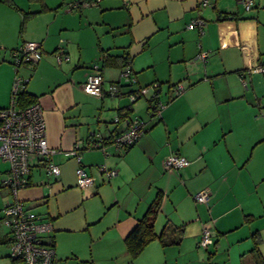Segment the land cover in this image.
Returning <instances> with one entry per match:
<instances>
[{
	"label": "crops",
	"instance_id": "obj_1",
	"mask_svg": "<svg viewBox=\"0 0 264 264\" xmlns=\"http://www.w3.org/2000/svg\"><path fill=\"white\" fill-rule=\"evenodd\" d=\"M70 1L0 0V107L10 101V51L25 41L41 44L40 61L21 64L19 73L28 77L25 91L42 107L51 147L66 150L90 131L108 136L123 129L112 118L129 104L125 95L96 96L84 89L91 65L102 64L106 55L130 60L136 83L121 93L158 81L165 105L160 116L149 117L148 100L143 107L139 100L131 104L146 129L126 151L81 150L94 189L77 185V162L62 153L51 158L60 166L56 176L42 162L31 165L29 185L17 196L50 222L44 240L54 247L52 264L264 263V115H256L264 98L254 82L264 73L258 71L264 69V0L249 11L238 0H209L206 6L200 0H88L91 6L66 10ZM23 12L36 13L20 31ZM224 12L235 18L218 20ZM196 17L205 21L202 33L186 27ZM59 43L68 55L61 63L53 53ZM201 52L206 60L197 58ZM102 73L105 86L120 81L117 65H105ZM177 83L183 85L179 94L173 90ZM171 153L189 164L165 168ZM0 161L7 164L2 184L9 165ZM99 165L115 174L106 175ZM127 170L144 176L135 189L129 185L134 178L123 179ZM159 191L154 229L164 237L132 258L124 237ZM200 191L208 193L205 202L194 199ZM206 225L213 243L204 249L197 241ZM8 231H0V264H9Z\"/></svg>",
	"mask_w": 264,
	"mask_h": 264
},
{
	"label": "built area",
	"instance_id": "obj_2",
	"mask_svg": "<svg viewBox=\"0 0 264 264\" xmlns=\"http://www.w3.org/2000/svg\"><path fill=\"white\" fill-rule=\"evenodd\" d=\"M244 11L253 8L256 0H238ZM85 0L75 1L66 6V10L86 6ZM209 0H200L198 5H210ZM204 19L196 17L191 19L186 27H197L198 32H203ZM42 55L40 43L25 41L17 48L11 50L10 61L14 66V76L11 82L9 105L0 107V160L8 163L9 168L1 182L7 186L13 195V199L0 208V223L9 230L8 253L9 264H52L55 259V250L50 242L44 240V236L51 230L49 221L43 219L37 212L28 207L25 201L18 198L20 189L29 185L28 175L31 165L42 162L44 170L49 175H58L60 166L51 158L56 153H62L68 158H74L77 162L75 168L76 182L81 188L94 189V177L80 163V152L84 149H100L107 153L108 146L121 152L132 145L146 129L144 118L129 116L119 118L115 115L112 122L120 124L123 129L112 134L111 137L98 131H90L86 139H78L73 146L66 150L51 147L47 143L45 120L41 105L35 101L25 106H18L17 99L21 91L26 87L28 77L21 75L18 70L21 64L36 63ZM206 53H199L197 58L206 60ZM54 57L58 63L68 59L63 46L59 43L54 51ZM263 71V68H258ZM121 77L127 87L136 83V78L126 63L121 71ZM244 85L245 81L242 82ZM124 87V86H123ZM160 83L155 81L145 85L135 86L124 93L129 105L144 98L148 100L147 114L149 117L161 115L164 103L156 101V92L160 90ZM87 93L103 96L116 95L119 87L115 83L104 85V78L99 63H93L91 72L84 85ZM183 91V85L177 83L174 86L175 94ZM184 156L171 153L165 160L164 166L168 169H178L189 164ZM98 169L106 175L115 174V170L107 169L99 165ZM208 198L206 191H200L194 195L198 202H205ZM213 243L209 226H203L197 241V246L207 248Z\"/></svg>",
	"mask_w": 264,
	"mask_h": 264
},
{
	"label": "trees",
	"instance_id": "obj_3",
	"mask_svg": "<svg viewBox=\"0 0 264 264\" xmlns=\"http://www.w3.org/2000/svg\"><path fill=\"white\" fill-rule=\"evenodd\" d=\"M37 1H39L42 4V0H37ZM86 2H88V4L86 6H91L92 5L91 2H89V1H86ZM11 5H13V4L11 3ZM74 9H77V8H74ZM34 13H36V12H23V18H22V21H21V24H20V31L23 30V28L25 26L26 19L29 18L30 16L34 15ZM229 18H235V15L224 12V13H220L217 16V19L218 20L229 19ZM40 48H41V44H40ZM55 50H56V48L54 49V51ZM41 52H42V49H41ZM41 57H42V55H41ZM41 57H40V59H41ZM40 59L38 60V62L40 61ZM9 62L12 65V63L10 61V56H9ZM38 62H36V63H28V64L34 66ZM94 63H99V62H94ZM126 63H128L130 65V60H129V58H128V56L126 54H123L122 55V58H120L118 61H116V58L115 57H112L110 55H106L103 58V60H102V64H100V63L99 64L101 65V69L105 65H117V66H119L121 68V71H122V68L124 67V65ZM13 68H14V66H13ZM130 70H131V67H130ZM18 72H19V70H18ZM131 72H132V70H131ZM112 83L117 84L118 87H119V91L116 93V95L124 94V93H121L120 92L121 91V88L123 86L126 87L125 82L123 81V79L121 77V74H120V81H116V82H112ZM159 83H160V87H161V82H159ZM174 86H175V84L173 85V90H174ZM159 91L156 92V98L155 99H156V101H159V102L163 103L158 98ZM35 101H36V97L34 95L26 92L25 89L19 93L18 99H17V103H19V105H21V106L28 105V104H30L32 102H35ZM131 113H132V108H131V105H129V104L126 107L119 108L117 110V115L119 116V118H123V117L129 116ZM108 136L111 137L112 135H108ZM132 145H129L123 151H126ZM161 200H162V192L159 191L156 194V197L154 198V200L149 204V206H148L145 214L142 217H140L139 219H137V221L134 224V226L132 227V229L124 237V244L126 246V249H127L128 253H129V255L132 258H134L135 256H137L141 252V250L149 242H151L152 240H154V239L162 240L163 239L164 234L162 232L157 233L155 231V229H154V220H155V217H156V215L158 213ZM9 236H10V234H9ZM255 264H264V263L262 262V260H259V262L256 261Z\"/></svg>",
	"mask_w": 264,
	"mask_h": 264
},
{
	"label": "rangeland",
	"instance_id": "obj_4",
	"mask_svg": "<svg viewBox=\"0 0 264 264\" xmlns=\"http://www.w3.org/2000/svg\"><path fill=\"white\" fill-rule=\"evenodd\" d=\"M75 1H80V0H72V1H70L69 3H67V4H71V3H73V2H75ZM85 1H88V0H85ZM66 4V5H67ZM33 7L34 8H37L38 7V5L37 4H33ZM88 8V7H87ZM78 9V8H77ZM74 13H79L80 11L79 10H75V11H73ZM264 70V69H263ZM261 72H263V71H261ZM264 74V73H263ZM263 74L262 73H260L259 75H260V77H255L254 78V82L255 81H257L258 80V84L256 85L255 84V90H256V93H257V95H258V97L261 99V98H264V76H263ZM259 78V79H258ZM254 82H253V85H254ZM128 100V99H127ZM145 103V105H146V102H145V99L144 98H142V99H140L139 101H138V106L139 107H143V104ZM258 103L260 104V107H261V105H262V107L260 108V107H257V111H256V115H260L261 114V112H262V115H264V102L262 101L261 102V100H258ZM256 105L258 106V104L256 103ZM256 122H260V121H256ZM257 125V124H256ZM6 166H7V164L6 163H3L2 161H0V176H1V171L4 169V168H6ZM136 173V172H135ZM130 178H134V179H132V180H130ZM123 179L124 180H126V179H128V180H130L131 182H130V186H131V188H134L135 189V187H136V185H137V182H138V180H143L144 179V176H139L138 178L136 177V176H133V173H131V172H129L128 170L127 171H125V173L123 174ZM129 186V187H130ZM12 193H11V191L8 189V187H5V186H2V184L0 183V208H2L3 207V205L5 204V203H7L8 201H10V200H12ZM156 225V229H157V231H159V224L158 223H156L155 224ZM5 227V226H4ZM4 227H0V231H1V229H4ZM6 228V227H5ZM4 246L3 245H1V247L0 248H3ZM3 251H1L0 250V253H2Z\"/></svg>",
	"mask_w": 264,
	"mask_h": 264
}]
</instances>
